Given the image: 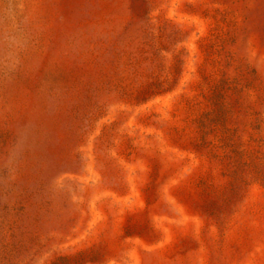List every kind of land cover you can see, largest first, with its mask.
Returning a JSON list of instances; mask_svg holds the SVG:
<instances>
[{"label":"rangeland","instance_id":"1","mask_svg":"<svg viewBox=\"0 0 264 264\" xmlns=\"http://www.w3.org/2000/svg\"><path fill=\"white\" fill-rule=\"evenodd\" d=\"M0 264H264V0H0Z\"/></svg>","mask_w":264,"mask_h":264}]
</instances>
